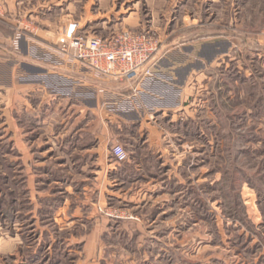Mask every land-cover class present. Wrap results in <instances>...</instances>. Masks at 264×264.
Returning <instances> with one entry per match:
<instances>
[{
  "label": "rangeland",
  "instance_id": "1",
  "mask_svg": "<svg viewBox=\"0 0 264 264\" xmlns=\"http://www.w3.org/2000/svg\"><path fill=\"white\" fill-rule=\"evenodd\" d=\"M58 2L53 16L43 15L45 27L52 22L61 33L74 22L81 35L102 39L121 31L113 27L120 18L114 13L124 5L130 9L125 16L135 12L137 19L129 31L153 37L159 43L156 58L179 50L172 57L183 64L189 54L193 74L180 105L174 104L175 91L156 87L166 106H175L165 118L147 114L157 124V138L148 142L136 130L125 135L127 155L135 163L145 157L150 165L134 175L137 184L153 181L155 187L135 189L126 182L106 191L91 186L92 169L66 170L59 174L64 181L53 183L44 171L57 161L48 153L42 154V174L24 173L21 145L29 150L46 144L42 135L21 143V129L29 137L41 133L27 123L37 112L26 115L15 99L19 94L5 92L8 69H0V264H264V0ZM16 16L12 48L27 29L23 15ZM87 25L94 35L86 34ZM6 32L0 25V36ZM216 41L227 43L225 50L205 46ZM156 77L161 79H146ZM103 80L109 87H135ZM68 83L48 79L46 87L65 97ZM143 102L147 107L149 101ZM46 110L39 112L59 119L60 127L72 121L67 109L51 104ZM57 144L52 154H58ZM115 144L110 138L107 146Z\"/></svg>",
  "mask_w": 264,
  "mask_h": 264
},
{
  "label": "crops",
  "instance_id": "2",
  "mask_svg": "<svg viewBox=\"0 0 264 264\" xmlns=\"http://www.w3.org/2000/svg\"><path fill=\"white\" fill-rule=\"evenodd\" d=\"M0 5H2V14L5 15L0 18V25H3L7 32L9 31L4 34V37L0 36V69L6 68V66L8 69V83L5 92L12 98H15L12 95L19 94V97L17 96L15 99L20 100L22 110L26 115L37 114L27 123L32 125L34 123L37 126L35 130L41 132L29 137L28 132L21 129L20 141L28 143L31 139L32 143H35L42 135L43 142L46 144L29 150L26 149L25 144L21 145L20 155L24 173L32 175L39 170L42 174L44 171L42 168L46 166V159H43L45 155L42 154L48 153L49 160L54 156V161H57L51 165L52 168L49 171H44L52 175L53 183L64 181L59 177V174L66 173V170L69 172L74 169L76 172L84 173L85 170L92 169L94 181L90 184L96 189L108 191V187L112 184L117 187L126 182L136 186L135 189H143L144 186L151 185L155 187L156 184L153 181H143V183L137 184V179L134 177V175L139 177L149 171L150 165L145 157L141 162L135 163L132 161L133 157L130 158L128 155V160L125 163L117 164L111 155L112 145L109 148L107 146L108 140L112 138L125 148V135L134 133V130L140 138L146 133L148 142L157 138L156 123H151L147 114L151 111L153 114H160L163 118L171 114L170 112L175 106H166L165 98H161V95H164L162 92L164 90L169 93L175 91L174 104L180 105L186 80L190 74H193V71L190 70L191 56L189 54L185 56L183 61L186 62L183 64L174 60L175 56H180L178 55L179 50L176 51L177 53H173L174 57L170 53L156 58L154 62L155 75L159 74V77L161 79L164 77L166 81L157 77L144 78L135 82V87H130L131 89H126L124 85L109 87L108 84H104L106 82L103 77L99 80L98 75L82 65H67L54 53V47L60 34L59 28L52 22H48L45 27L43 15L52 13L53 16L55 8L59 7L58 0H52L47 5H44V0H0ZM123 6L121 5L118 11H114L115 13L107 12L114 13L117 17L120 16V18L115 17L117 24L113 27L119 28L121 31L135 28L137 24V19L132 17L135 12L125 16V13L130 9L126 10ZM16 15H23L21 19H23V23H26L27 29H24L26 33L21 35V38L16 39L17 46L12 48L13 32L17 28L14 23L17 19ZM87 27L86 34L94 35L92 33L93 26L87 25ZM225 44L227 43L216 41L212 44H205V46H212V50L217 49L218 52L221 49L225 50ZM188 49V53H193V48ZM216 55L219 56L215 53ZM163 63L166 65L162 66ZM180 70L183 72L182 78L178 75ZM61 72H65L67 75H61ZM48 79L61 83L69 82L70 92L65 97L55 96V93L46 87ZM156 87H160L162 91L157 92ZM56 97L59 98L56 99ZM146 100L149 101L148 106L144 107L145 102L143 101ZM51 104L55 110L62 108L73 112V116L70 117L72 121L60 127L62 124L59 119L46 116V114L41 115L40 108L42 107L46 112L47 106L50 109ZM97 113L99 117H97ZM93 115L95 116L93 117ZM110 116L113 120H110ZM110 123L114 124L112 126L115 128L111 132L109 131ZM54 143H59L56 146L58 154H52L51 147ZM108 177L112 180L110 181ZM118 189L121 188L118 187Z\"/></svg>",
  "mask_w": 264,
  "mask_h": 264
},
{
  "label": "built area",
  "instance_id": "3",
  "mask_svg": "<svg viewBox=\"0 0 264 264\" xmlns=\"http://www.w3.org/2000/svg\"><path fill=\"white\" fill-rule=\"evenodd\" d=\"M77 23L69 22L57 39L56 54L69 64H79L112 81L134 83L154 75L159 43L142 31H120L108 39L80 34ZM115 163L128 160L124 148H111Z\"/></svg>",
  "mask_w": 264,
  "mask_h": 264
}]
</instances>
